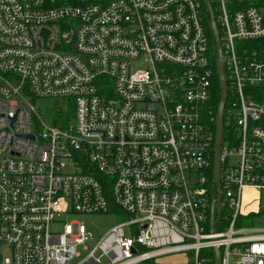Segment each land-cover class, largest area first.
<instances>
[{
	"label": "built area",
	"instance_id": "2783aa9c",
	"mask_svg": "<svg viewBox=\"0 0 264 264\" xmlns=\"http://www.w3.org/2000/svg\"><path fill=\"white\" fill-rule=\"evenodd\" d=\"M209 4L211 13L203 0H0V264L181 254L215 264V251L220 264H264V227L252 226L264 222V202L243 200L264 190V56L253 47L264 38V0ZM207 13L229 97L212 231ZM39 99L67 101L62 113L71 103L69 117L40 113ZM66 209L129 220L89 249L82 223L51 233Z\"/></svg>",
	"mask_w": 264,
	"mask_h": 264
},
{
	"label": "rangeland",
	"instance_id": "374dc122",
	"mask_svg": "<svg viewBox=\"0 0 264 264\" xmlns=\"http://www.w3.org/2000/svg\"><path fill=\"white\" fill-rule=\"evenodd\" d=\"M139 68V67H137ZM136 68V69H137ZM140 69H143V67L140 66ZM67 101H61V100H48V99H39L35 102V108L40 112H46L49 113H57L60 112L58 115L63 116V118L69 117L72 106L71 103L67 105L68 111L67 113H62L61 110H64L65 103ZM43 121L46 124H50V119L48 116H45L42 118ZM257 199L259 200V203L264 202V190L255 191V194L252 196H248L245 199V202L249 201L247 206L252 207L253 204L257 203ZM250 200H252L250 202ZM254 207H252L253 209ZM66 214L54 217L52 219V222L50 224V231L52 234H58L62 230V224L69 221H74L77 223H82L86 226L88 233L91 234V239L87 243L88 248H92L95 244V242L104 234L106 233L110 228L113 226L127 222L129 219L126 218L122 213L117 211H112L108 214H74L70 212V209H66ZM253 227H264V222L262 220L255 219L253 222ZM244 227H251V220L244 221ZM130 230H133V227L130 228H124V234L126 236L130 235ZM77 252L81 254L82 256L85 254V252L82 251V248L79 247L77 249ZM7 253L8 252H4ZM236 258L231 257L228 261V264H235ZM191 256L189 254L184 255H175L169 259L161 260L159 259V262L150 261L148 263L143 264H191Z\"/></svg>",
	"mask_w": 264,
	"mask_h": 264
},
{
	"label": "water",
	"instance_id": "95a60500",
	"mask_svg": "<svg viewBox=\"0 0 264 264\" xmlns=\"http://www.w3.org/2000/svg\"><path fill=\"white\" fill-rule=\"evenodd\" d=\"M208 11L211 13V8L209 4V0H203ZM210 29L212 32V38L217 47V57H216V70H217V79L220 90V98L218 102V107L215 115V136H214V144H213V159H212V183L215 189L217 190V197L212 199V208L210 212V231L213 228L214 221V203L219 201L220 199V146L221 140L223 136V109L226 101V81L225 74L222 65L221 59V49H220V41L217 33V29L214 24V20L212 15H210ZM28 138L33 139L31 136ZM219 212L217 215L219 216ZM215 264H220V256L219 252L215 251Z\"/></svg>",
	"mask_w": 264,
	"mask_h": 264
},
{
	"label": "trees",
	"instance_id": "16d2710c",
	"mask_svg": "<svg viewBox=\"0 0 264 264\" xmlns=\"http://www.w3.org/2000/svg\"><path fill=\"white\" fill-rule=\"evenodd\" d=\"M210 21H211L210 15L207 13L205 30H206V35L209 41V55H210L209 60H210V67L212 70V110L216 112L217 107H218L219 98H220V90H219L217 70H216L217 47L212 38V32L210 29ZM218 35H220L219 31H218ZM253 47L259 51L260 55L264 56V38L254 42ZM256 91H257L256 101L264 106V89L256 90ZM228 100H229V97H227L225 101V108H227L228 106ZM57 117L62 118L63 116L59 115ZM211 129L212 131L215 130V124L211 125ZM224 133L226 132L224 131Z\"/></svg>",
	"mask_w": 264,
	"mask_h": 264
},
{
	"label": "crops",
	"instance_id": "0c3cea01",
	"mask_svg": "<svg viewBox=\"0 0 264 264\" xmlns=\"http://www.w3.org/2000/svg\"><path fill=\"white\" fill-rule=\"evenodd\" d=\"M252 194H253V191L247 190V191L245 192V194H244L243 200L245 201L246 197H248V196H252Z\"/></svg>",
	"mask_w": 264,
	"mask_h": 264
}]
</instances>
